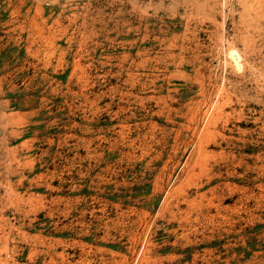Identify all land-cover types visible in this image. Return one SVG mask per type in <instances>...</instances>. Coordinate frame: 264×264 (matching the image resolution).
Here are the masks:
<instances>
[{"label": "rangeland", "instance_id": "rangeland-1", "mask_svg": "<svg viewBox=\"0 0 264 264\" xmlns=\"http://www.w3.org/2000/svg\"><path fill=\"white\" fill-rule=\"evenodd\" d=\"M0 264H264V0H0Z\"/></svg>", "mask_w": 264, "mask_h": 264}]
</instances>
